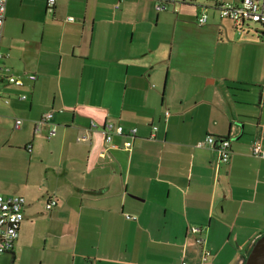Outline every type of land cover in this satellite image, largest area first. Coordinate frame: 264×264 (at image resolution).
<instances>
[{"label": "crops", "instance_id": "crops-1", "mask_svg": "<svg viewBox=\"0 0 264 264\" xmlns=\"http://www.w3.org/2000/svg\"><path fill=\"white\" fill-rule=\"evenodd\" d=\"M216 1L8 0L0 193L26 198L14 264L246 261L264 235V28L239 33ZM109 122L137 135L103 157ZM209 134L231 140L229 163L198 145Z\"/></svg>", "mask_w": 264, "mask_h": 264}, {"label": "built area", "instance_id": "built-area-1", "mask_svg": "<svg viewBox=\"0 0 264 264\" xmlns=\"http://www.w3.org/2000/svg\"><path fill=\"white\" fill-rule=\"evenodd\" d=\"M8 0H0V59L2 58L1 44L4 33V26L6 20V9ZM56 0H48V6L50 9L55 5ZM219 11V15L222 18H227L232 21L234 27L239 33H244L246 28L251 26L252 23L260 24L264 28V0H239L237 3L227 2L226 0H217L215 4ZM159 10L165 9V5H157ZM208 8H204L203 14L198 18L197 23L204 25L208 22ZM71 21H74V17H70ZM29 78L35 80L37 75L34 73L29 74ZM11 82L22 83V80L15 77H9ZM53 116L52 112H47L43 117L37 121V130L41 129V124L49 122ZM22 119H16V127H20ZM98 123L95 121L91 122V129L98 128ZM104 132L105 150L100 153L105 157L106 152L116 147L114 143V136H126L123 142V147L129 149L132 145L133 138L137 135V128L131 127L127 131L121 124L104 123L102 126ZM56 128L53 126L48 135L53 137L56 135ZM88 134H83L79 137L80 140H86ZM199 146H211L215 147L219 153L220 161L222 163H229L232 157L231 140L226 137H218L212 134L207 135L204 139L199 141ZM252 154L264 157V149L260 138L254 139L252 143ZM26 198L20 195H4L0 193V252H5L13 249L15 241L19 237L20 226L24 220V205ZM57 205V200L52 198L46 204L47 209H52ZM131 217L130 215H127ZM200 227L193 226L190 228V232L199 233ZM198 242L202 243L203 238L198 237ZM210 250L204 248L202 254V260L206 262L210 255ZM182 264H189L183 262Z\"/></svg>", "mask_w": 264, "mask_h": 264}, {"label": "water", "instance_id": "water-1", "mask_svg": "<svg viewBox=\"0 0 264 264\" xmlns=\"http://www.w3.org/2000/svg\"><path fill=\"white\" fill-rule=\"evenodd\" d=\"M14 260L15 252L13 250L0 253V264H14ZM243 264H264V235L256 240Z\"/></svg>", "mask_w": 264, "mask_h": 264}, {"label": "rangeland", "instance_id": "rangeland-1", "mask_svg": "<svg viewBox=\"0 0 264 264\" xmlns=\"http://www.w3.org/2000/svg\"><path fill=\"white\" fill-rule=\"evenodd\" d=\"M252 26H254V28H261L262 27L260 24H257V23H252Z\"/></svg>", "mask_w": 264, "mask_h": 264}, {"label": "bare ground", "instance_id": "bare-ground-1", "mask_svg": "<svg viewBox=\"0 0 264 264\" xmlns=\"http://www.w3.org/2000/svg\"><path fill=\"white\" fill-rule=\"evenodd\" d=\"M12 250V249H11ZM11 250H8V251H11ZM5 252H7V251H5ZM0 253H4V252H0Z\"/></svg>", "mask_w": 264, "mask_h": 264}, {"label": "trees", "instance_id": "trees-1", "mask_svg": "<svg viewBox=\"0 0 264 264\" xmlns=\"http://www.w3.org/2000/svg\"><path fill=\"white\" fill-rule=\"evenodd\" d=\"M41 119V118H40ZM53 127V126H52ZM50 131V130H49Z\"/></svg>", "mask_w": 264, "mask_h": 264}]
</instances>
